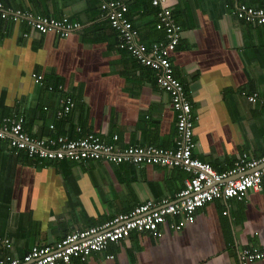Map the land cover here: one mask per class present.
Masks as SVG:
<instances>
[{"label":"crops","instance_id":"obj_1","mask_svg":"<svg viewBox=\"0 0 264 264\" xmlns=\"http://www.w3.org/2000/svg\"><path fill=\"white\" fill-rule=\"evenodd\" d=\"M5 8L80 23L67 36L40 33L23 20L0 17V112L23 115L32 136L87 133L117 147L170 148L176 137L169 94L118 46L117 32L98 0H0ZM145 43L162 39L156 7L123 0ZM181 27L171 52L193 116L194 156L223 172L240 155H264V24L237 18V4L264 0H166ZM40 73L36 82L31 74ZM47 86H51L48 89ZM253 93L255 100L249 99ZM61 96L74 106L58 118ZM52 126V127H50ZM113 135L117 139L113 140ZM188 174L160 164L103 159L45 162L13 152L0 139V257H22L34 245L55 243L74 229L99 225L150 199L174 200ZM167 218L161 236L132 231L85 259L57 264H239V252L264 244V180L241 199L214 198L179 229ZM112 254L113 257H108ZM250 264H264V259Z\"/></svg>","mask_w":264,"mask_h":264},{"label":"built area","instance_id":"obj_2","mask_svg":"<svg viewBox=\"0 0 264 264\" xmlns=\"http://www.w3.org/2000/svg\"><path fill=\"white\" fill-rule=\"evenodd\" d=\"M156 7L155 26L163 30L164 37L145 43L127 16L128 5L123 0H98L101 14L117 32L118 46L125 49L136 61L152 69L156 84L170 96L175 113L176 137L170 148L154 145H126L117 147L103 142L97 135L87 133L71 138L67 135L32 136L23 128V115H3L0 112V139L7 141L13 152L23 151L28 157L41 161L103 159L115 164H160L179 167L188 176L174 200H146L128 212L118 213L105 222L86 228L74 229L55 243L34 245L22 257L10 254L0 257V264H57L72 259H85L91 252L103 250L109 243L126 238L132 231L148 232L161 236L160 225L170 217L177 216L171 226L179 229L194 221L197 208L214 198L241 199L248 189H256L264 180V155L249 158L243 153L234 165L223 172L215 170L208 162L194 156L193 116L190 101L182 82L173 74L171 52L179 42L181 25L175 21L166 0H148ZM233 14L252 26L264 24V6L254 7L237 4ZM0 17L13 21L23 20L40 33L53 32L67 36L79 28L80 23L66 15L47 16L23 9L5 8L0 1ZM31 77L39 82L42 74L33 72ZM50 88V87H49ZM256 94L249 99L254 101ZM58 118L74 106L70 97L61 96ZM52 127V126H50ZM117 135H113V140ZM0 246L9 248L10 240L0 236ZM112 258L113 255L109 254ZM264 259V244L251 245L239 252V264H250Z\"/></svg>","mask_w":264,"mask_h":264},{"label":"trees","instance_id":"obj_3","mask_svg":"<svg viewBox=\"0 0 264 264\" xmlns=\"http://www.w3.org/2000/svg\"><path fill=\"white\" fill-rule=\"evenodd\" d=\"M150 3V2H149ZM48 87V89H51L52 87L51 86H47ZM50 87V88H49ZM2 114V113H1Z\"/></svg>","mask_w":264,"mask_h":264}]
</instances>
